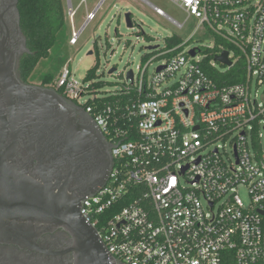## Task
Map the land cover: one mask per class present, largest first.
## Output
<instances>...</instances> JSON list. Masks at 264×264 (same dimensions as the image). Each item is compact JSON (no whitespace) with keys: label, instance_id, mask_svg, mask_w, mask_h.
Masks as SVG:
<instances>
[{"label":"built area","instance_id":"1","mask_svg":"<svg viewBox=\"0 0 264 264\" xmlns=\"http://www.w3.org/2000/svg\"><path fill=\"white\" fill-rule=\"evenodd\" d=\"M168 1L186 15L170 21L177 29L196 21L185 42L151 50L111 90L67 67L48 86L89 115L113 157L80 213L117 264H264V0ZM66 15L75 45V11ZM201 31L213 45L192 57L184 47ZM218 40L210 66L243 59L244 83L221 87L202 70L201 51ZM224 51L230 67L214 60Z\"/></svg>","mask_w":264,"mask_h":264},{"label":"water","instance_id":"2","mask_svg":"<svg viewBox=\"0 0 264 264\" xmlns=\"http://www.w3.org/2000/svg\"><path fill=\"white\" fill-rule=\"evenodd\" d=\"M16 13L17 40L0 34V243L32 247L42 235L61 231L73 264H117L80 213L81 204L106 184L109 144L56 90L19 78V56L28 51ZM131 18L124 14L128 29ZM19 42L23 47L15 49ZM214 60L231 66L227 51Z\"/></svg>","mask_w":264,"mask_h":264},{"label":"rangeland","instance_id":"3","mask_svg":"<svg viewBox=\"0 0 264 264\" xmlns=\"http://www.w3.org/2000/svg\"><path fill=\"white\" fill-rule=\"evenodd\" d=\"M81 0H71V6L79 9L75 18V29L79 36L75 45L69 43L71 37V28L67 17L62 31L57 36V41L49 52L46 59L41 60L32 72L28 83L35 86H41L45 77H51L56 81L61 70L67 67L74 77L81 81L89 70L98 65L95 73L97 82L105 83L104 90H111L118 86L121 80L119 73L126 68L136 71V68L144 64L147 58L150 59L149 46L163 47L165 40L178 36L182 42H185L196 23L191 18L187 21L183 29H177L166 18L156 15L153 10L145 3L139 0H131L128 6H119L108 8L111 0H106L97 10L95 18L84 25L85 5H80ZM153 5L161 9L170 19L183 23L186 15L168 0H151ZM64 0L65 11L69 3ZM68 6H67V4ZM130 12L132 15L133 28L128 29L124 21V14ZM84 25V26H83ZM83 28L81 29V27ZM143 32L150 41H147ZM140 35V36H138ZM213 45L212 35L208 32H198L188 40L185 50L192 48L205 47L211 48ZM92 52L91 55H88ZM156 65L151 66L150 71ZM114 68L113 75L108 74L110 69ZM102 87V86H101ZM256 87L253 86V90ZM264 87L258 88V94L261 95ZM264 136V131H261ZM264 144V138H263ZM240 198L244 203L248 202L247 194L240 190Z\"/></svg>","mask_w":264,"mask_h":264},{"label":"trees","instance_id":"4","mask_svg":"<svg viewBox=\"0 0 264 264\" xmlns=\"http://www.w3.org/2000/svg\"><path fill=\"white\" fill-rule=\"evenodd\" d=\"M17 10L19 27L25 38L28 51L19 61L17 74L24 83H28L38 63L49 56L50 50L55 45L57 36L65 25L66 11L64 0H17ZM141 35L150 41L143 32ZM181 42L182 40L178 36H172L165 40L169 47L176 46ZM220 43L222 42L218 40L213 49L201 51L207 54L206 59L201 64L202 70L208 78L221 87L244 83L246 74L243 59L235 61L234 65L224 72H219L210 66V61L220 51ZM224 48L230 50V47L225 43ZM97 68L98 65H95L89 70L85 79L94 78ZM52 82L51 77H45L41 85L48 87ZM101 86V83L95 85L97 88ZM59 94L61 93L59 92Z\"/></svg>","mask_w":264,"mask_h":264},{"label":"flooded vegetation","instance_id":"5","mask_svg":"<svg viewBox=\"0 0 264 264\" xmlns=\"http://www.w3.org/2000/svg\"><path fill=\"white\" fill-rule=\"evenodd\" d=\"M15 5L16 0H0V34H8L17 40L18 18ZM21 46L23 47V43L19 42L15 49ZM24 54L26 53L19 56V61ZM77 111L85 123L92 122L81 109L77 108ZM67 240L65 233L57 231L42 235L32 247L0 243V264H73L71 253L65 251Z\"/></svg>","mask_w":264,"mask_h":264},{"label":"crops","instance_id":"6","mask_svg":"<svg viewBox=\"0 0 264 264\" xmlns=\"http://www.w3.org/2000/svg\"><path fill=\"white\" fill-rule=\"evenodd\" d=\"M103 1V2H102ZM104 1H106V0H81L80 1V4H79V7H80V5L83 3V5H85V20H84V24H86L87 22H86V19H87V15H89V14H93L94 15V18H95V15H96V12H97V10L101 7V5L104 3ZM131 0H111L110 2H109V4H108V8L110 9V8H114L115 6H116V8L117 7H119V6H128L129 5V2H130ZM139 1H141V2H143V3H145L146 5H148L152 10H153V12L155 13V9H159V8H157L155 5H153V3H152V1L151 0H139ZM67 3H69V6H68V4ZM66 4H67V6L68 7H71V9L73 10V11H75V16H74V18H73V27H74V29H75V18H76V15L78 14V10L80 9H73L72 8V6H71V0H68V2H67ZM161 12H162V15H161V17H164V18H166L168 21H172V19H170L161 9H159ZM156 14V13H155ZM157 15V14H156ZM159 16V15H158ZM186 19V18H185ZM190 20V19H189ZM67 22V15H66V18H65V23ZM69 22V21H68ZM69 25H70V22H69ZM70 28H71V25H70Z\"/></svg>","mask_w":264,"mask_h":264}]
</instances>
